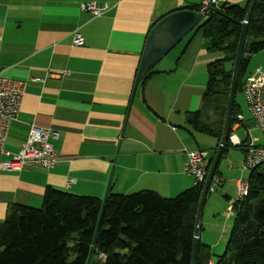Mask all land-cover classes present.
Returning <instances> with one entry per match:
<instances>
[{"label": "crops", "instance_id": "obj_1", "mask_svg": "<svg viewBox=\"0 0 264 264\" xmlns=\"http://www.w3.org/2000/svg\"><path fill=\"white\" fill-rule=\"evenodd\" d=\"M203 1L0 0V76L25 86L4 149L17 153L32 126L60 133L52 142L59 157L52 170L0 169V224L12 206L41 208L48 187L103 199L114 163L116 194L153 191L173 198L196 185L183 172L186 151L202 145L212 150L217 140L193 130L187 113L200 109L207 66L222 54L208 51L207 39L195 34L188 47L177 45L139 83L129 114L128 107L152 26ZM91 2L107 3L109 10L94 17L81 9ZM76 35L83 45L74 44ZM252 58L255 69L264 68V50ZM218 177L222 182L215 188L226 183L221 172ZM223 196L221 213L236 200L228 192Z\"/></svg>", "mask_w": 264, "mask_h": 264}, {"label": "trees", "instance_id": "obj_2", "mask_svg": "<svg viewBox=\"0 0 264 264\" xmlns=\"http://www.w3.org/2000/svg\"><path fill=\"white\" fill-rule=\"evenodd\" d=\"M251 2L213 5L181 42L188 47L195 34L201 32L208 41L206 49L220 52L223 57L208 64L201 107L187 113L186 119L196 132L217 139L213 156L209 160L205 157L207 175L222 137L241 24ZM186 9L199 12L200 5ZM263 50L264 0H258L249 23L236 94L244 90L245 79L252 73L247 72L251 57ZM153 73L154 69L140 83L143 85ZM239 114L242 112L235 98L232 125ZM240 125L249 129L246 119ZM232 131L231 127L230 135ZM227 147L228 142L222 157ZM220 163L215 174L220 182L214 185L213 180L208 196L222 182L218 177ZM261 166L250 169L245 180L248 194L237 196L232 205L234 222L227 251L217 264H264V172L257 171ZM205 181L173 198L153 191L116 194L113 181L91 264H192L197 212ZM102 201L48 187L41 208L10 207L0 224V264H86ZM213 257L211 248L201 242L197 264H212Z\"/></svg>", "mask_w": 264, "mask_h": 264}, {"label": "built area", "instance_id": "obj_3", "mask_svg": "<svg viewBox=\"0 0 264 264\" xmlns=\"http://www.w3.org/2000/svg\"><path fill=\"white\" fill-rule=\"evenodd\" d=\"M213 5L217 6L218 1L204 0L200 4L199 12L205 16ZM81 9L94 17H100L109 10V6L107 3L91 2L83 4ZM73 42L81 46L84 44V38L81 35H76ZM243 89L254 126L264 134V68H257L249 74L245 79ZM24 94V83L0 76V155L7 157L0 160V169L18 172L27 167H36L50 171L59 160L52 144L53 141L58 140L60 137V133L56 130L32 126L26 142L17 153H8L4 149L10 124L20 113ZM236 120L238 127L242 128L243 126L240 124L245 122L244 115H237ZM246 129L248 130L246 141L236 143L245 152L244 160L241 164L243 171L254 169L264 164V146L257 144L258 140L251 138L249 129ZM205 157L206 153L200 149L186 151L183 172L193 177L196 183L204 182L207 177ZM214 182L215 185L220 180L214 178ZM248 188L245 180H239L237 182L238 198L247 196ZM235 201H231L229 208L224 211L223 216L225 218L229 219L232 217V205ZM100 258L103 259L104 256L101 255Z\"/></svg>", "mask_w": 264, "mask_h": 264}, {"label": "water", "instance_id": "obj_4", "mask_svg": "<svg viewBox=\"0 0 264 264\" xmlns=\"http://www.w3.org/2000/svg\"><path fill=\"white\" fill-rule=\"evenodd\" d=\"M258 0H252L251 5L247 11V15L245 20L241 24V34L238 42V50L236 54V59L233 68L232 81L229 92L228 106L225 116V122L222 132V137L219 142V146L217 149V153L215 155L214 161L211 165V168L208 172L203 191L201 194L198 212H197V223L196 230L194 233V247H193V257L192 264L198 263V253L201 245V236H202V216L204 211V206L206 202L207 195L209 193L211 184L215 178L217 167L220 163L223 151L228 142L229 135L232 127V111L236 98V91L239 82L240 70L242 65V60L244 57V50L248 35L249 23L251 19V15L253 13L254 7ZM204 15L200 12H196L189 9H182L175 11L166 17L162 18L160 21L156 23V25L150 31L145 49L142 54L140 66L137 72V76L135 79V84L133 88V92L131 95L128 114L137 90V87L140 81L144 78V76L150 72L154 67L165 57L167 56L177 45H179L182 40L193 30L198 24L204 19ZM116 162V161H115ZM115 164L112 167L110 178L108 181L106 193L103 197L102 207L100 212V217L96 226V230L94 233L93 242L90 248L89 256L86 264H91L93 252L95 250L97 236L100 230L105 206L107 203L108 195L110 192V188L112 185Z\"/></svg>", "mask_w": 264, "mask_h": 264}, {"label": "rangeland", "instance_id": "obj_5", "mask_svg": "<svg viewBox=\"0 0 264 264\" xmlns=\"http://www.w3.org/2000/svg\"><path fill=\"white\" fill-rule=\"evenodd\" d=\"M174 50V49H173ZM172 50V51H173ZM170 55H174V51ZM172 57V56H171ZM254 58V57H253ZM249 63V68L247 72H251L256 68V60L253 59ZM236 104L239 106L242 114L246 119L247 126L249 127L251 138L257 139V144L264 146V134L261 130L256 129L253 125L251 114L248 111V102L246 95L243 90L239 91L236 94ZM235 124L232 125V128L235 127ZM247 129L240 128L235 131H232L228 139L227 151L224 153V156L221 159L220 163V172L224 175L226 183L223 186H218L211 194L207 197L205 202L203 216H202V236L201 241L203 244H212L215 246L211 247L214 257L212 258V264H217L219 257L223 256L227 251V245L229 241L230 232L232 230L234 218L233 216L229 219L223 216L221 213L226 207V199L223 196L224 192H228L229 196L237 198V188L235 187V182L239 180H248L250 175V170L243 171L241 163L243 162L244 154L240 147L236 145L237 142H244L247 139ZM208 141H211L212 138L206 135H201ZM214 140H217L213 138ZM205 144V143H204ZM203 146V147H202ZM201 148L205 150L206 160H209L213 156V149L210 150L208 147L202 145ZM216 145H213L212 148H215ZM231 167V168H230ZM230 168V169H229ZM258 172H264V164L257 169ZM237 195V196H236ZM220 206H223V209H219ZM220 210V212H219ZM204 230V232H203ZM204 234V236H203Z\"/></svg>", "mask_w": 264, "mask_h": 264}]
</instances>
